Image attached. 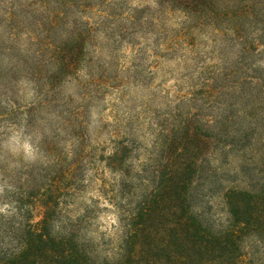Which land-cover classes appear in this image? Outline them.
<instances>
[{
	"label": "rangeland",
	"instance_id": "374dc122",
	"mask_svg": "<svg viewBox=\"0 0 264 264\" xmlns=\"http://www.w3.org/2000/svg\"><path fill=\"white\" fill-rule=\"evenodd\" d=\"M182 163L215 231L229 189H264V0H0V260L47 214L87 264H122ZM242 254L264 264V239Z\"/></svg>",
	"mask_w": 264,
	"mask_h": 264
},
{
	"label": "trees",
	"instance_id": "16d2710c",
	"mask_svg": "<svg viewBox=\"0 0 264 264\" xmlns=\"http://www.w3.org/2000/svg\"><path fill=\"white\" fill-rule=\"evenodd\" d=\"M188 163L170 168L157 193L145 199L129 225V251L122 264H249L242 254L246 234L264 239V189L225 194L233 227L204 225L190 207ZM46 214L24 231L19 253L0 264H87L86 249L73 236L56 237Z\"/></svg>",
	"mask_w": 264,
	"mask_h": 264
}]
</instances>
